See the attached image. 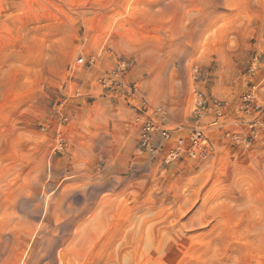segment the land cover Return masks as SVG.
Wrapping results in <instances>:
<instances>
[{
    "label": "rangeland",
    "instance_id": "1",
    "mask_svg": "<svg viewBox=\"0 0 264 264\" xmlns=\"http://www.w3.org/2000/svg\"><path fill=\"white\" fill-rule=\"evenodd\" d=\"M263 83L264 0H0V264H264V140L233 136ZM195 92L213 153L140 150L139 99L186 136Z\"/></svg>",
    "mask_w": 264,
    "mask_h": 264
},
{
    "label": "built area",
    "instance_id": "2",
    "mask_svg": "<svg viewBox=\"0 0 264 264\" xmlns=\"http://www.w3.org/2000/svg\"><path fill=\"white\" fill-rule=\"evenodd\" d=\"M97 83L102 90L122 89L124 97H128L129 100L137 93L136 86L126 81L125 71L122 69L104 71ZM261 88L264 90V83ZM194 96L192 124L188 127L189 132L186 136L180 133L174 135L175 132L184 129V126H179L174 131L166 127L169 116L166 106L152 104L142 96L138 101V109L143 116L138 132L139 149L151 154L163 153L165 162L180 159L204 160L211 155L215 146L209 131L222 125L227 118L228 106L223 101L207 98L200 92H195ZM207 110L214 114L209 129L201 126L200 122ZM234 111L237 130L233 136L236 140L242 135L245 136L244 141L256 137L264 140V97L254 90H248L239 96Z\"/></svg>",
    "mask_w": 264,
    "mask_h": 264
},
{
    "label": "snow or ice",
    "instance_id": "3",
    "mask_svg": "<svg viewBox=\"0 0 264 264\" xmlns=\"http://www.w3.org/2000/svg\"><path fill=\"white\" fill-rule=\"evenodd\" d=\"M142 3H145L148 7H156L157 6V0H152L151 3H149V0H141ZM209 11H211V9H209ZM232 14L231 13H225L224 16L222 17L223 19H227L231 16ZM188 39H192L193 42H195V36H190L188 37ZM211 199H215V194H211L210 195V199H209V202H211ZM198 214L195 210L193 212V215H196Z\"/></svg>",
    "mask_w": 264,
    "mask_h": 264
}]
</instances>
